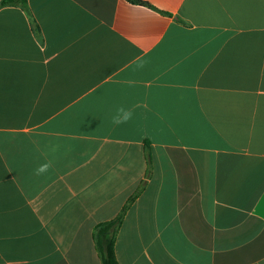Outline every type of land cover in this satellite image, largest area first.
<instances>
[{
    "label": "crops",
    "instance_id": "obj_1",
    "mask_svg": "<svg viewBox=\"0 0 264 264\" xmlns=\"http://www.w3.org/2000/svg\"><path fill=\"white\" fill-rule=\"evenodd\" d=\"M139 1L0 7V264H102L137 192L119 264H264V0Z\"/></svg>",
    "mask_w": 264,
    "mask_h": 264
},
{
    "label": "trees",
    "instance_id": "obj_2",
    "mask_svg": "<svg viewBox=\"0 0 264 264\" xmlns=\"http://www.w3.org/2000/svg\"><path fill=\"white\" fill-rule=\"evenodd\" d=\"M133 3H141L139 0H128ZM20 6L28 10V0H2L0 7ZM139 192H137L124 207L121 214L114 220L99 224L94 232L96 250L100 254L102 264H119L116 258L115 245L118 230L122 224L123 217L131 204L135 201Z\"/></svg>",
    "mask_w": 264,
    "mask_h": 264
},
{
    "label": "clouds",
    "instance_id": "obj_3",
    "mask_svg": "<svg viewBox=\"0 0 264 264\" xmlns=\"http://www.w3.org/2000/svg\"><path fill=\"white\" fill-rule=\"evenodd\" d=\"M133 115H134V113H133L132 109L125 108L124 106L121 105L116 109L115 114L112 116V123L114 125L125 124L133 118ZM54 150L55 149H53V151ZM51 167H52V162L47 161V162L39 165L35 169L34 174L37 176L44 175L49 171V169Z\"/></svg>",
    "mask_w": 264,
    "mask_h": 264
}]
</instances>
